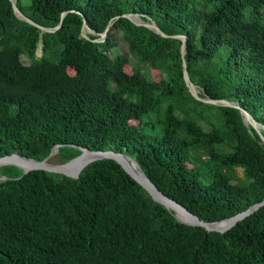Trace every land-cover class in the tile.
Returning a JSON list of instances; mask_svg holds the SVG:
<instances>
[{
  "label": "trees",
  "instance_id": "trees-1",
  "mask_svg": "<svg viewBox=\"0 0 264 264\" xmlns=\"http://www.w3.org/2000/svg\"><path fill=\"white\" fill-rule=\"evenodd\" d=\"M16 4L40 25H61L43 31L0 0V157L16 151L42 160L56 145L50 162L81 147L123 152L205 221L264 197V144L254 128L237 108L190 94L180 39L122 16L138 13L167 34L185 35L198 94L237 101L264 126V0ZM83 18L90 38L111 23L104 41L81 35ZM121 41L124 53L116 52ZM75 54L85 59L72 75ZM0 264H264V206L225 232L207 231L178 221L112 159L89 163L78 178L3 165Z\"/></svg>",
  "mask_w": 264,
  "mask_h": 264
},
{
  "label": "water",
  "instance_id": "water-1",
  "mask_svg": "<svg viewBox=\"0 0 264 264\" xmlns=\"http://www.w3.org/2000/svg\"><path fill=\"white\" fill-rule=\"evenodd\" d=\"M12 9L14 11V14L34 25L42 29L43 31H55L58 29L61 25V21L54 27H46L43 25H40L36 23L34 20L26 16L17 6L16 0H10ZM122 16L129 19L132 23L139 26H144L153 32L163 36V37H174L181 40V56H182V66H183V78L185 81V84L190 92V94L197 100L203 101L205 103H210L213 105H220V106H229L237 108L242 116L243 122L246 126L250 125L254 128L256 133L259 136V141L264 144V134L262 133V130H264V126L261 125L258 121H256L253 116L237 101L228 100L225 98L215 99L211 98L205 94L200 96L198 94L199 89L197 85H195L188 74L187 67H186V60L184 59V54L186 51V36L182 34H167L163 32L158 24L152 20H144L141 15L134 12H127L123 13ZM64 17V13L61 14V20ZM111 23H108L105 30L100 34L97 38H90L88 36V32H93V30L86 24L85 18H83V25L81 28V35L91 41H104L106 32L109 29ZM41 51V48L38 47L36 50V53L39 55ZM255 137V136H254ZM58 151V145L54 146L50 153L42 160H36L34 158L25 157L18 152L14 151L11 154H7L0 157V166L3 165H16L22 169V175L25 173L31 171V170H46L50 172H56L61 173L69 177L78 178L83 168L88 165L89 163L101 160V159H112L115 160L117 163H119L122 168L133 178L135 179L144 189L148 191L150 196L157 202L163 204L166 208L173 211L175 218L187 225L192 226H201L207 231H218V232H225L234 225H236L240 220H243L245 217L249 216L256 210H258L260 207L264 206V197L244 210L223 218L218 221H205L201 218H199L195 213L190 211L187 207H185L183 204L178 202L177 200L169 197L164 192H162L151 180L150 178L144 173V171L140 168L137 161L132 158L131 156L127 155L123 152L114 151L111 149L108 150H91L87 147H81V152L72 157L71 159L61 162V163H55L50 162L49 158L53 156ZM132 162L137 165L140 171L136 170L134 166L132 165ZM2 178H6L3 176ZM175 213H179L181 215V218L177 217Z\"/></svg>",
  "mask_w": 264,
  "mask_h": 264
},
{
  "label": "rangeland",
  "instance_id": "rangeland-1",
  "mask_svg": "<svg viewBox=\"0 0 264 264\" xmlns=\"http://www.w3.org/2000/svg\"><path fill=\"white\" fill-rule=\"evenodd\" d=\"M117 35H120V33H117ZM126 50H127V48H126L125 43L121 41L118 48L116 49V52H118V53L123 52L124 53V52H126ZM73 59H74L73 65L70 68H68V72L72 75L75 74L77 67L80 66L84 62L85 58H84V56H82L80 54H75ZM25 63H28V61H25ZM135 64H136V60L132 56H129V63L125 66L126 71L132 72L133 66H135ZM140 69L143 73H145L150 78L158 79L160 76L158 71L150 70L148 68V66L145 64H141ZM240 173L241 172L238 169V174H240Z\"/></svg>",
  "mask_w": 264,
  "mask_h": 264
},
{
  "label": "bare ground",
  "instance_id": "bare-ground-1",
  "mask_svg": "<svg viewBox=\"0 0 264 264\" xmlns=\"http://www.w3.org/2000/svg\"><path fill=\"white\" fill-rule=\"evenodd\" d=\"M132 165L134 166V168L136 170L140 171L139 168L137 167V165H135L133 162H132ZM175 214H176L177 217L181 218V215L179 213H175Z\"/></svg>",
  "mask_w": 264,
  "mask_h": 264
}]
</instances>
